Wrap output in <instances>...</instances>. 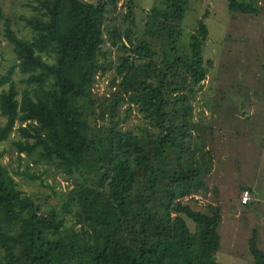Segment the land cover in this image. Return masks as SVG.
Here are the masks:
<instances>
[{"label":"trees","instance_id":"1","mask_svg":"<svg viewBox=\"0 0 264 264\" xmlns=\"http://www.w3.org/2000/svg\"><path fill=\"white\" fill-rule=\"evenodd\" d=\"M155 1L139 33L132 0H38L23 17L31 38L5 22L16 62L0 74V143L13 134L18 161L71 186L59 203L26 195L0 150V264H218L221 205L193 206L213 165V130L194 118L208 30L198 19L182 46L188 0ZM227 7L257 12L252 0ZM257 242L253 230L249 252L264 264Z\"/></svg>","mask_w":264,"mask_h":264},{"label":"rangeland","instance_id":"2","mask_svg":"<svg viewBox=\"0 0 264 264\" xmlns=\"http://www.w3.org/2000/svg\"><path fill=\"white\" fill-rule=\"evenodd\" d=\"M132 1L135 31L139 33L144 22L143 10L158 3L155 0ZM252 1L257 12L248 14L230 11L227 0H188L181 23V45L185 47L198 19H203L208 30L202 56L204 61L211 60L212 66L204 89L194 103V118L203 119L202 123L213 130L208 140L214 144L213 165L205 177L210 191L197 197L198 202L193 206L204 210L209 203L221 205L218 264H253L248 247L253 230L257 232V246L264 252V153L260 152L255 158L252 150L244 151L245 146L250 145L245 141L252 139V129L259 130L258 123L262 131L260 146L264 148V128L260 122L264 119V0ZM37 5L38 0H0V74H5L16 62L12 46L3 35L5 22L9 21L16 34L31 38L32 33L25 27L23 17L34 14L33 7ZM118 11L124 13L123 8ZM117 23H121V17L117 18ZM114 53L111 51L112 55ZM12 78L21 90L24 87L21 80L25 76L16 68ZM106 79H99L96 92L104 91L101 82L107 84ZM140 117L133 111L130 126L139 123ZM3 119L0 117V123ZM12 139L13 134L0 143V150H4L1 161L9 170L21 172L13 175L18 187L34 199L55 202L56 197L59 203L61 195L71 186L70 180L47 164L30 163L26 167V163L18 161L12 153ZM255 144L258 145L256 141ZM243 186L254 190L251 201L246 204L241 203Z\"/></svg>","mask_w":264,"mask_h":264},{"label":"crops","instance_id":"3","mask_svg":"<svg viewBox=\"0 0 264 264\" xmlns=\"http://www.w3.org/2000/svg\"><path fill=\"white\" fill-rule=\"evenodd\" d=\"M252 114H253V111L251 110L250 115L252 116ZM260 122L262 123V126L264 128V119H262ZM258 125H259V130L258 131H253V129H252V135H251L252 139L249 138V139H247V141H245V143H249L250 145H246L245 148H244V151H247V152L252 150V152L255 154V158L258 157L260 152L264 153V148L262 149L261 146H260V144H261L260 143V139H262L261 124L258 123ZM255 141H256V143H258V145L255 144ZM247 147H248V149H247ZM245 187H249V186H245ZM249 188L251 189V191H250V193H251L250 201H251L253 193H254V190H253L252 187H249Z\"/></svg>","mask_w":264,"mask_h":264},{"label":"built area","instance_id":"4","mask_svg":"<svg viewBox=\"0 0 264 264\" xmlns=\"http://www.w3.org/2000/svg\"><path fill=\"white\" fill-rule=\"evenodd\" d=\"M241 203L246 204L250 200V192L248 190H243L241 192Z\"/></svg>","mask_w":264,"mask_h":264}]
</instances>
